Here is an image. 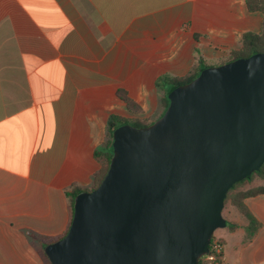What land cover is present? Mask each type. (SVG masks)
I'll list each match as a JSON object with an SVG mask.
<instances>
[{
	"label": "crops",
	"instance_id": "1",
	"mask_svg": "<svg viewBox=\"0 0 264 264\" xmlns=\"http://www.w3.org/2000/svg\"><path fill=\"white\" fill-rule=\"evenodd\" d=\"M263 17L246 0H0V264H48L38 238L69 230L120 90L156 104L160 75L220 64ZM224 209L219 264H264V192Z\"/></svg>",
	"mask_w": 264,
	"mask_h": 264
},
{
	"label": "water",
	"instance_id": "2",
	"mask_svg": "<svg viewBox=\"0 0 264 264\" xmlns=\"http://www.w3.org/2000/svg\"><path fill=\"white\" fill-rule=\"evenodd\" d=\"M150 127L126 126L100 185L75 203L52 264H198L230 189L264 164V52L208 67Z\"/></svg>",
	"mask_w": 264,
	"mask_h": 264
},
{
	"label": "trees",
	"instance_id": "3",
	"mask_svg": "<svg viewBox=\"0 0 264 264\" xmlns=\"http://www.w3.org/2000/svg\"><path fill=\"white\" fill-rule=\"evenodd\" d=\"M248 9L252 12L258 11L261 12L264 16V0H246ZM196 38H198V35H196ZM241 44L242 46L239 49H234L230 53V57L227 61L220 63V64H211L206 61V59L203 56H197V62L192 67V69L184 76H172L169 74H162L160 75L156 80V86L162 90L165 89L164 94V110L162 111L161 115L158 117V119L150 121V122H143L139 118H125L118 114H112L110 115L108 121H107V131H106V137L103 141L102 145L96 149L95 151V157L98 160V162L101 165V169L94 174L93 177V183L88 188H81L75 186L72 190L71 199H72V212L74 214V207L76 200L84 193L90 192L97 188L103 178L105 177L109 166L111 164L112 158L114 156V148H113V142L115 138L116 132L126 126H132V127H138V128H145L150 127L156 123L157 120H159L167 111L169 105H170V99H169V93L178 86H184L187 84L192 83L194 80H196L202 71L208 67L213 66H220L222 64L240 59V58H246L250 57L251 55L255 54L256 52H264V17L262 22V27L259 32L254 31H247L242 35L241 38ZM166 86V87H165ZM168 86V87H167ZM120 97L127 102V104L130 106V108L134 105H137V103L124 91H119ZM255 175H259L260 177L264 178V164L255 172H253L249 177L246 179L236 183L228 192L226 200L229 198V195L232 191H235L231 200L238 204V206H241L242 200L250 195L263 193L264 192V186L258 187L255 189H250L246 191L239 190V185L241 186L244 182L251 180ZM225 200V202H226ZM251 222L254 225H257V220L250 216ZM73 218V217H72ZM68 232V231H67ZM66 232V233H67ZM63 234L60 236L57 240L63 238L65 235ZM214 235L211 239V241L214 239ZM40 242L43 244V255L48 260V264H52L49 260L47 254H46V247L48 244L52 242L45 241L44 239L38 238ZM56 240V241H57ZM55 242V241H54ZM198 264H203L201 260H199Z\"/></svg>",
	"mask_w": 264,
	"mask_h": 264
},
{
	"label": "rangeland",
	"instance_id": "4",
	"mask_svg": "<svg viewBox=\"0 0 264 264\" xmlns=\"http://www.w3.org/2000/svg\"><path fill=\"white\" fill-rule=\"evenodd\" d=\"M228 59L229 58L224 59L221 63L225 62ZM165 89H167V88H164V90H162V89L157 87L158 99L156 100V104L152 103V104H148V105H141L138 102H136V100L134 98H132L130 96L137 103V105H134L130 108V106L127 104V102H125L123 100L126 103V105L120 106V108L118 109V112H115L112 114H118V115H121L125 118H139L143 122H150V121L156 120L161 115L162 111L164 110ZM126 93L128 94V92H126ZM106 127H107V124H106ZM106 131H107V129H106ZM257 176H259V175H255L254 177H257ZM239 187H241V186L239 185ZM234 192L235 191H232L230 193L229 198L226 200L225 204L228 205L230 203ZM223 216L225 218L228 216V211L226 209H223ZM217 233H218V230H216L214 232V236H215L214 238H216Z\"/></svg>",
	"mask_w": 264,
	"mask_h": 264
},
{
	"label": "built area",
	"instance_id": "5",
	"mask_svg": "<svg viewBox=\"0 0 264 264\" xmlns=\"http://www.w3.org/2000/svg\"><path fill=\"white\" fill-rule=\"evenodd\" d=\"M224 257V246L221 240L214 238L209 246V251L200 260L203 264H219Z\"/></svg>",
	"mask_w": 264,
	"mask_h": 264
}]
</instances>
